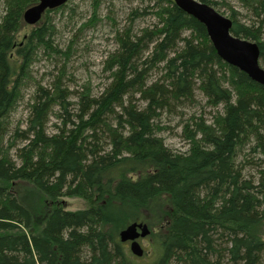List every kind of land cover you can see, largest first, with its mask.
I'll return each mask as SVG.
<instances>
[{
  "label": "trees",
  "instance_id": "1",
  "mask_svg": "<svg viewBox=\"0 0 264 264\" xmlns=\"http://www.w3.org/2000/svg\"><path fill=\"white\" fill-rule=\"evenodd\" d=\"M163 1L157 26L119 39L110 57L113 79L99 95L81 96L74 119L60 87L54 94L40 87L26 127L14 129L5 144L6 118L36 50L54 49L47 15L65 5L45 9L20 39L29 25L23 12L37 0H6L0 18V264H134L118 233L129 221L147 219V210L161 252L154 264H264V169L256 180L244 178L234 158L247 141L264 154V86L218 56L202 23L173 0ZM250 1L264 11V0ZM229 18L234 35L257 43L264 65L261 30L237 20L234 11ZM146 51L147 63L164 62L165 83L145 84L138 61ZM226 76L235 101L223 87ZM196 84L223 112L213 127L199 124L189 133L186 151L173 153L154 134V120L160 109L190 97ZM57 99L64 125L49 132ZM20 182L38 193L42 209L19 200ZM63 197L82 198L87 206L68 210Z\"/></svg>",
  "mask_w": 264,
  "mask_h": 264
},
{
  "label": "rangeland",
  "instance_id": "2",
  "mask_svg": "<svg viewBox=\"0 0 264 264\" xmlns=\"http://www.w3.org/2000/svg\"><path fill=\"white\" fill-rule=\"evenodd\" d=\"M252 3L250 0H218L214 8L228 18L231 11L236 12V19L259 28L264 40V11L254 9ZM161 6H164L163 0H68L61 9L49 13L47 16L54 49L36 50L25 73L20 94L6 118L8 134L5 144L14 129L26 127L31 105L43 93L40 87L52 94L60 87L66 99L67 112L74 119L75 114L80 113L81 96L86 93H89L90 97L99 95L113 79L116 66L110 61V57L119 49V39L140 36L145 30L157 26V12ZM5 9L6 0H0V18L5 14ZM35 26L28 25L22 29L20 39L23 33H28ZM188 34L189 32H186L185 36ZM150 56L147 51L143 52L138 61L139 70L144 71L145 84L147 85V81L165 83L164 62L147 63ZM261 66L264 67L263 64ZM221 80L223 87L231 91L235 101L237 94L230 85L228 76ZM134 93L135 103L140 105L143 100H140L137 92ZM222 112L223 105L209 104L207 97L196 84L190 97L182 99L176 106L159 110V115L154 120V134L173 153L184 152L188 149L189 133L196 132L199 124L213 127L215 118ZM48 115L49 132L64 125V111L59 99L53 101ZM113 119L111 117L110 121L115 123ZM107 140L104 139L105 142ZM17 144L21 145L22 141L17 140ZM11 153L15 155V150H11ZM235 154V163L241 168L243 177L256 180L260 169H264V154L261 149L255 147V142L247 141ZM17 190L22 203L32 209H42L41 199L38 202V193L30 184L20 182ZM61 201L68 210L87 206L86 200L79 197H63ZM44 206H47V202ZM149 213L151 212L147 210V219H136L147 223L150 229L149 235L139 241L144 254H132L129 242L123 243L134 264H154L160 258L161 252L156 242L157 227L149 225V222H153L151 217H148ZM222 246L221 243L220 247L217 245L221 251Z\"/></svg>",
  "mask_w": 264,
  "mask_h": 264
},
{
  "label": "water",
  "instance_id": "3",
  "mask_svg": "<svg viewBox=\"0 0 264 264\" xmlns=\"http://www.w3.org/2000/svg\"><path fill=\"white\" fill-rule=\"evenodd\" d=\"M68 0H37L23 12L26 24H36L45 9L56 8ZM188 15L202 23L218 56L226 63L245 72L248 77L264 86V67L259 62L260 51L257 43L234 35L231 32L232 21L212 6L199 0H173ZM150 233L148 224L132 221L118 233L121 243L129 242V250L136 256H142L144 249L139 238Z\"/></svg>",
  "mask_w": 264,
  "mask_h": 264
},
{
  "label": "bare ground",
  "instance_id": "4",
  "mask_svg": "<svg viewBox=\"0 0 264 264\" xmlns=\"http://www.w3.org/2000/svg\"><path fill=\"white\" fill-rule=\"evenodd\" d=\"M200 1V0H199ZM202 2V1H201ZM205 3V2H204ZM207 4V3H206ZM209 5V4H208ZM211 6V5H210ZM213 7V6H212ZM216 10V9H215ZM208 35V34H207ZM225 62V61H224ZM230 65V64H229ZM232 66V65H231ZM235 67V66H234ZM235 68H237V67H235ZM238 69V68H237ZM238 70H240V69H238ZM241 71V70H240ZM257 83V82H256ZM119 239V238H118Z\"/></svg>",
  "mask_w": 264,
  "mask_h": 264
},
{
  "label": "flooded vegetation",
  "instance_id": "5",
  "mask_svg": "<svg viewBox=\"0 0 264 264\" xmlns=\"http://www.w3.org/2000/svg\"><path fill=\"white\" fill-rule=\"evenodd\" d=\"M142 238H139V241L141 240Z\"/></svg>",
  "mask_w": 264,
  "mask_h": 264
}]
</instances>
